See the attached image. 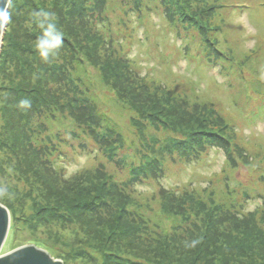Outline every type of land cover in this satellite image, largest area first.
<instances>
[{"label":"rangeland","instance_id":"rangeland-1","mask_svg":"<svg viewBox=\"0 0 264 264\" xmlns=\"http://www.w3.org/2000/svg\"><path fill=\"white\" fill-rule=\"evenodd\" d=\"M213 1L214 3L212 0H196L195 5H188V0H167V2L166 0H118L120 5L117 8L115 6V9L121 7L124 10L129 8V11L134 10L131 11L133 13L131 17L130 15L125 16V18L130 17L126 20V30L134 42L129 54L132 57L137 55L134 60L140 63L143 69L131 76L137 81L148 79L156 81L157 85L162 88L160 91L162 101L158 105L164 108L173 100L172 97L165 98H169L168 89L173 90L174 94L187 92L188 106L199 109L201 114H204L202 117L184 119L181 115L184 111L181 113L171 107L170 110L174 116L170 112L160 113V116H167L170 121L172 120L170 116H173L179 118L180 121L174 125L169 123L158 129L149 126L145 129L143 137L141 134L143 126L133 121L135 114L124 108L126 105L121 102L123 97L120 87L107 75V71L114 70L115 63L112 60H109V63L107 59L101 57L99 60L93 58L95 65L99 63L98 66L101 67V82L97 80L95 74L92 75L94 68L98 66H89L90 70H87L90 74H84L81 79L82 81L88 80L86 85L90 81L89 86L86 87L92 101L90 100L85 107L74 108L72 104L70 116L67 112H53L50 120L53 128L47 131V134H43L49 135V139L44 138L43 144L47 147L41 148L44 151L42 157L33 154L30 148H25L31 147L30 144L37 141L35 138L27 141L24 128L11 126L6 132L0 133V148L1 141L10 140V138L12 140L9 143L12 141V144L20 146L15 153L14 150L7 152L0 149V199H4V205H10L14 218L12 231L10 229L11 233L1 253L21 246L41 244L50 248L52 256H61L66 264H105L109 255H113L114 260L121 259L127 264H133L132 262L166 264L165 258L173 260V264H207V261L204 262L205 259L200 261L193 259L188 263L185 259H177L167 254L175 253V250H167L165 245L156 247L153 253L141 245L142 241L148 242L160 236L163 240L162 235L171 231L182 232L188 219H196V215L192 212L191 216L174 215L172 211L160 213L159 203H156L157 198L160 197L161 188H177L176 186L182 183L187 185L188 182V192L199 196L198 202L203 200L202 198L206 200L213 198L214 201H207L208 203L205 204L204 213H209L214 218V226H217L219 231L226 232L233 228L237 225L238 218L248 213L249 218H245V221L249 222V226H257L264 230V157L256 158L255 152H249L248 160L252 167L244 165L247 164L245 162L235 170L228 169L229 176L224 177L225 167L232 166V163L227 162V154L234 152L235 158H240L237 150L240 147V141L236 138L233 125L238 120L235 116L241 117L237 107L245 108L249 115L255 114L252 116L255 119L254 123L250 127L237 128V131L241 132L247 142L250 136L260 135L250 141L249 147L256 145V152L264 153V0ZM37 2L41 5L38 19L43 21V13H48L54 20L57 19L53 11L63 12L66 7L69 8L65 4L71 3V0H57L54 3H49L47 0H37ZM213 4L219 5V8L216 9ZM17 5H20L18 0H11L9 11L11 19L7 24L1 64L3 72L0 74V131L9 119L10 111L21 109V103H17L16 107L8 102L12 88L16 87L15 85L19 83L23 75V82L26 80V72L27 74L33 72V68L24 61L23 64L20 60L12 63L8 53L12 52L13 57L20 58L23 55L19 50L20 46H23L28 50L26 54L29 59L40 56L43 59L41 62L47 63V66L50 64L52 68V59L40 55L36 46L38 41L33 42L25 37L22 26L20 32L16 30V17L13 15L17 13ZM173 17L178 22L176 26H173ZM35 26L38 25L35 24ZM67 37L70 42L74 41V34L67 35ZM230 49H233V54L229 59L224 60L222 56H225ZM57 51L61 52L59 49ZM57 51L55 55H59ZM211 55L217 56L216 62L207 61V57L211 58ZM202 58L206 63L201 62ZM241 62L242 66H240ZM44 64L39 70L41 83L39 82L40 84L36 86L42 94L44 91L47 92V82L51 80V75L48 74ZM19 65L21 66L18 67ZM153 65L155 67L147 71L148 67ZM21 68H26L24 73L19 71ZM239 71H243L245 86L238 81L240 79L235 80V75L239 76ZM81 72L84 73L83 69ZM186 85L191 88L190 91H184ZM78 87L79 84L77 89ZM82 90L84 92L86 88L83 87ZM76 93L81 94V91L78 90ZM35 96L40 97L36 94ZM15 100L17 101V98ZM258 100L260 103L256 105L254 102ZM205 105L217 111L222 118L215 116L214 111L210 114L204 110L207 108L204 107ZM8 106L10 111L7 110ZM22 107L24 108L23 114H25V105ZM144 109H141L142 112L145 115L149 114ZM231 109L234 110L232 111L235 115L232 117L235 118L234 121L227 116V110ZM18 110H15V118L20 113ZM158 110L163 111V109ZM186 110L194 112L188 107ZM93 114L97 116L93 119L97 123L94 129L92 127ZM208 115H212L217 123L214 126H208L202 133L203 136L199 137L201 140L199 142L206 147L201 150L204 152L200 157L190 158V155H185V159L182 160L181 156L184 153H173L168 147L164 163L166 178H162L160 182L135 180L133 188L137 194L141 193V196H145L147 201L141 197V200H138L139 195L129 200L123 198L128 214L118 209L119 204L115 200V198L118 201L120 199L116 189V187L119 188L118 182L121 187L125 186L123 180L128 178L131 167L139 165L138 161L143 159L141 158L143 155L151 154L148 147L158 148L165 142V139L167 141V138L181 137L183 134L174 132L173 126L176 125L180 129V126L185 127L184 124H188L196 128L199 127L198 122L203 124L206 118L209 120ZM78 120H82L78 123L90 122V129H85L83 132V129L76 124H70ZM103 122L112 125L122 136L123 145L118 148L116 157V160H121V164L115 161L114 163L105 157L104 150L98 143V137L101 134L95 135V133L96 130L100 131L105 126ZM153 123L157 125V121ZM228 125L235 138L232 144L226 147L223 145L231 141V139H225V137L228 138V131L225 130ZM51 136H53L52 141ZM138 144L140 147L136 146ZM141 144L144 145L141 146ZM132 146L136 147L132 148ZM51 157H54L55 161L49 162V166L60 171L57 175H49L47 169L43 165L45 170L40 166L42 159L48 160ZM53 175L63 181L73 180L76 177L78 182L74 183L81 187L88 183L89 177H95L99 184L96 193L106 198L107 201L104 210L110 208L100 212V215L95 213L96 216H92V220L85 216L81 218L75 209L80 200L73 199L69 202L64 199L73 205L72 209L64 206L67 204L61 203L53 191L51 184L54 181ZM229 180L232 182L229 188L233 190V193L230 192L231 199L228 202L218 203L220 200H215V198L227 190L226 183ZM54 186L55 189L62 190L60 184L57 183ZM245 190L249 195L244 194ZM240 192L242 195L237 196ZM59 212L66 216L60 217ZM115 214L121 219L117 217L112 222ZM125 215L129 217L131 222L129 227L132 231L126 236L118 233L116 238L115 232L117 231H113L115 226L112 228L109 225L112 223L122 225L124 228L126 226ZM78 218L81 219L78 220ZM151 220L158 223L164 231L158 229ZM199 223L201 227H207V223L201 216H199ZM12 234H14L13 240L11 239ZM24 236L29 239H25ZM204 236H206L205 233ZM167 243L171 245L174 242L168 241ZM198 247H195L196 252L199 251L200 247ZM211 247L213 244L209 239L203 250ZM155 251L161 255L155 256ZM231 264L239 263L234 261Z\"/></svg>","mask_w":264,"mask_h":264},{"label":"trees","instance_id":"trees-1","mask_svg":"<svg viewBox=\"0 0 264 264\" xmlns=\"http://www.w3.org/2000/svg\"><path fill=\"white\" fill-rule=\"evenodd\" d=\"M47 1H49V3L57 2V0ZM195 1L196 0H188V5H195ZM18 2L20 3V5H17L16 7L17 13L16 15H13V17H16V30L20 32L22 26L23 35L25 37L33 42L38 41L43 31V29H40L42 21L38 19L41 5L37 2V0H18ZM212 3H214L213 0ZM119 5L120 2H118V0H71V3L69 2L68 4H65V6H68L69 8L66 7L63 12H61V10H59L57 13L56 11H53L55 18H57L53 20L56 23L57 28L61 31V34L63 36V44L59 48L61 52H58L56 50L59 55L51 54L47 57L49 59H52V68L50 64L49 66H47V63L44 64L43 62H41L43 59H41L40 56L29 59V56L26 54L28 50H26L23 46H20L21 48L19 51L23 55L20 58L13 57L12 52L8 53V56L12 63L16 60H20L23 64L24 61L26 64H29L33 68V72H31V74H27L26 72V80L23 82V75L22 77H20L19 83L15 85L16 87L12 88L8 102L15 105L16 107L17 103H21V105L18 104L20 105L21 109L17 108L19 109L18 111L20 113L15 118V110L17 109H12L10 111V107H7V110L10 111V116L9 119L6 120V123L3 125V130L0 131L1 134L6 132V130L11 126H15V128H24V136L26 140L28 141L35 138L37 141L33 144L31 143V147L29 146L25 148H30L33 154H38L39 156H41L44 152L43 150H41V148L47 147V145L43 144V141L45 140L44 138L49 139V135L46 136L43 134H47V131H50L53 128V124L50 121L53 117V112H67L70 116L72 112V104L74 105V108H77V106L85 107L90 100L92 101V97L90 98L88 96V89L86 87L89 86L90 81L88 82L89 84L86 85V82L88 80L84 79L82 81L81 79L84 74H90L87 70H90L89 66L93 67L99 65V63L97 62V64L95 65L94 59L99 60L101 57L103 59H107L108 61L112 60L113 63H115L113 67L114 70L107 71V75L111 81L115 80V84L120 87L122 91L121 95L123 97L121 102L124 105L128 106H124V108L132 111L133 114H135V116H133V121L140 124L139 126H143V132L141 133L143 137L145 135V129H147L149 126L153 128L156 127L158 129L164 125H168L169 123L174 125L175 123L180 121L179 118L173 117V112L170 110L171 107L181 113L182 111H184V114L180 113L184 117V119H186V117H202L204 115L201 114L199 109L188 106V100L186 97L187 92L174 94L175 92L173 90L168 89L167 93L169 95V98H165L170 99L172 97L173 100H171L165 108L163 106H159L158 103L162 101L160 98L162 97V94L160 93V91L162 90L161 86L157 85L156 81H152L150 79H148L147 81H137L131 76L132 74L137 73L136 71H141L143 69V66L140 63H136L134 60L135 56L137 55L135 54L132 57L129 54V52L132 50L134 42L132 41L126 30V20L131 17V15L133 14L131 13V11L134 10L131 9L129 11V7V9L127 10H124L121 7H119L120 9H115V6L117 8ZM185 6H187V4H185ZM215 8H219V5L215 6ZM117 10L118 12H116ZM169 10L173 13L171 9ZM139 12L141 13V9H139ZM128 15H130V17L125 18V16L128 17ZM173 20V26H176V24L178 25L176 18L173 17ZM122 21H124V23H122ZM35 24L38 25L39 28L38 26H35ZM121 26L125 28H122ZM73 34L74 41L70 42L67 35L72 36ZM229 52V54L227 53L225 56H222L224 60L225 58H230V56L233 54V49H230ZM62 53L64 55H62ZM219 53H221V51H219ZM209 59H211V61ZM216 59L217 56L215 55H211V58L207 57V61L209 62H216ZM201 62H205L203 58L201 59ZM43 64L46 65L45 69H47L48 74L51 75V80L47 82V92L44 91V93L42 94V91L37 89L36 86L41 83L39 70ZM242 65L243 63L240 66ZM20 66L21 65H19L18 67ZM154 67L155 65L148 67L149 69H147V71L153 69ZM81 69H83L84 73L81 72ZM94 69L95 71L92 75L95 74L97 80L101 82V67L98 66V68ZM25 70L26 68H21L19 71L24 73ZM2 72L3 70L0 72V74ZM242 72L243 71H239L238 73L240 77L235 75V80H237V78L240 79L238 81H240L244 85L245 77L242 76ZM73 77H75V79H73ZM76 81H78L79 84L78 89V84H76ZM83 87L86 88L84 92L82 90ZM78 90L81 91V94L76 93ZM190 90L191 88L186 85L184 91ZM35 94L40 96L41 98L36 97ZM47 94L49 95L46 96ZM15 98H17V101L15 100ZM254 103L257 105L260 103V101L258 100ZM23 105H25V114H23ZM187 107L191 108L194 112H187ZM204 107H207L204 108V110L208 111V113L210 114L211 111H214L211 107L208 108L207 105H205ZM143 108H145L144 111L149 112V114L145 115L141 110ZM237 108V111H239L241 117L232 114V111H234L233 109L227 110V116L231 121L235 120V118H232L234 116L238 119L237 122L233 123V125L236 131V138H238L240 141V147H238L237 149L240 158H235L234 152L231 154H227V162L232 163V166L230 168L225 167L226 171L224 172V177L227 178L229 176L227 174L228 169L235 170L245 162H247V164L244 165L252 167V164L248 160L250 158L249 152H255L256 158L260 156L261 158L264 157V153L256 152V145L249 147L250 141L255 140L260 135L250 136L249 142H247L241 135V132L237 131V128L250 127L251 124L254 123L255 119L252 116H254L255 114L249 115L248 111L245 108ZM158 109H163V111L160 112ZM166 112L172 113L173 116H170V118H172L171 121L167 116H160V113ZM214 112L215 116H217L218 118H222V116H220L217 111ZM93 115L94 116L92 117V120L97 117L96 114ZM139 115L141 117H139ZM208 119L209 120H207L206 118L203 124H201V122H198L197 124L199 125V127L196 128L193 127V125L183 123L185 127L180 126L179 129L175 125L173 126V130L174 132L183 134L181 137H166V143L164 142L162 145L160 144L158 148H156L155 146H149L148 148L150 149L151 154L143 155V157H141L143 159H139L138 161L139 165H133L131 167L128 178L123 180L125 186L121 187L120 183L118 182L120 189L117 187L116 189L118 191V194L120 195L119 201L113 196L116 202L119 204L118 209L128 214V209L123 203V198L129 200L131 197L134 198L135 196L139 195L138 200H141V198H143L145 199V201H147V198L145 196H141V193L137 194L136 190L133 188V186L135 185V180L138 179L140 182H147L149 180L159 181L162 178H166V169L164 163L166 161L165 156L168 147H170V150L173 153H184L181 156L182 160L185 159V155H190V158H192L193 156L200 157L201 153L204 152H201V150L203 148L205 149L206 147L202 145L201 142H199L201 141L199 137L203 136L202 133L206 131L205 129L208 128V126H214L217 123L216 119L212 115H208ZM82 120L74 122L72 121L70 124H76L79 128L83 129V132H85V129H90L91 124L90 122L86 121H83V123H78ZM155 121H157V125L153 123ZM92 123L93 129L96 128L97 123L94 120ZM103 124L105 126H103L100 131L96 130L95 133V135L101 134V136L98 137V143L104 151L102 149L101 150L104 152L105 157L109 158L110 161H115L117 164H121V160H116V157L118 155V148L122 147L123 145L122 136L112 125L105 124V122H103ZM73 125H71V127ZM225 130L228 131V138L225 137V139H231V141H227V143L223 145L227 147L228 145L232 144V141L235 137L233 138V131L231 130L229 125L225 128ZM52 138L53 136L50 137L51 141ZM10 140L12 139L10 138ZM10 140L6 139L1 141L0 149L7 152H9L10 150H14L13 152L15 153L20 146L19 144L15 143L12 144V141L11 143H9ZM154 141L156 142L155 139ZM143 145L144 144H141V146ZM199 145L201 147H199ZM136 146L140 147L139 144ZM135 147L132 146V148ZM138 151L139 149L137 150V152ZM52 161H55L54 157H51L48 160L42 159L40 166L43 169L45 167V169H47V171L50 173H48L49 175H57V173L60 171L50 168L49 166V162ZM112 177L114 176L112 175ZM74 182H78L76 177L73 180L63 181L57 176H54V181L51 182L53 191L60 199V202L67 204L64 206L70 207L72 209L71 206L73 205H71L69 202H71L73 199H79L80 202L77 204L75 209L78 211V214L81 218L85 216L90 220H92V216H96L98 214L100 215V212L106 211L110 208L108 207L104 210L107 201L106 198L104 199L96 193L99 184H97L98 181L95 177H89L88 183L83 187L75 185ZM57 183L62 186V190L54 188V185ZM188 184L186 185L185 183H182V185L176 186L177 188H161L159 192L160 197L157 198L156 203H159L160 213L172 211L174 215L185 214L189 216L194 213L196 215V219H188V222L185 223L186 227L182 229V232L177 233L175 231H171L165 235H162L164 237L163 240H161L160 236L157 238H153L148 242L142 241L141 245L144 248H148L152 253L156 247L165 245L164 247L167 248V250H175V253L169 252L167 254L177 259H185L187 263L188 261L193 259L197 261L205 259L204 262L207 261V264H228V262L229 264H231L234 263V261L239 264H264V230L257 226H249V222L245 221V218H249V213L247 215L239 217L237 225L233 228L227 230L226 232L222 230L219 231V228L217 226H214V218L210 216L209 213H204L205 204L208 203L207 201H214L213 198H210L208 200L202 198L206 202L203 200H199L198 202L197 198L200 197L192 194L191 192H188ZM231 184L232 182H230L229 180V182L226 183L227 190L223 192L219 197L215 198V200H220L218 203H223L222 201L228 202L231 199V193H233V190H230L229 188ZM238 189H240V187ZM243 192L244 194L249 195L246 190ZM108 193L111 194L109 191ZM215 193L216 191L214 190V195ZM241 195L242 192L238 193L237 196ZM64 199H67V201L69 202L65 201ZM215 203L217 204L216 201ZM145 204L149 205L148 203ZM5 205L7 206L9 211H11L10 207L7 204ZM95 213L97 214L95 215ZM10 214L12 227L14 218L11 212ZM58 215H60V217L66 216L60 214V212ZM199 216H201V218L207 223L206 228L201 227V224L199 223ZM117 217V214H115L112 222H114ZM81 218H78V220H80ZM118 219H121V217H118ZM125 221L126 226L124 228L122 225L112 223L109 225V227L112 228L113 226H115V228H113V231H117L115 232L116 238L118 233L124 234L126 236L128 235L127 233L132 231V228L129 227L131 222L129 221L128 215H125ZM151 222L154 223V225L158 229L164 231L158 223L154 222L153 220H151ZM204 233L206 236H204ZM24 238L29 239V237L27 236H24ZM11 239H14V234H12ZM209 239H211L213 247L207 250H203V247L207 244V241ZM168 241L174 243L169 245L167 243ZM147 245H149V247H147ZM196 246H199L202 250L198 247L199 251L196 252ZM164 247L162 248L163 250ZM159 255L161 254H159L158 251H155V256ZM157 259L160 260L159 258ZM164 260H166V264L174 263L173 260H169L167 258H165ZM132 263L136 264L135 262ZM105 264H127V262L121 259L116 261L113 259V255H109L108 260L105 262Z\"/></svg>","mask_w":264,"mask_h":264},{"label":"water","instance_id":"water-1","mask_svg":"<svg viewBox=\"0 0 264 264\" xmlns=\"http://www.w3.org/2000/svg\"><path fill=\"white\" fill-rule=\"evenodd\" d=\"M11 0H0V10L10 11ZM8 22L0 25V71ZM10 207V205H8ZM11 209V208H10ZM4 199H0V264H66L61 256H52L50 248L41 244L26 245L2 252L10 234L11 214ZM13 215V213H12Z\"/></svg>","mask_w":264,"mask_h":264},{"label":"clouds","instance_id":"clouds-1","mask_svg":"<svg viewBox=\"0 0 264 264\" xmlns=\"http://www.w3.org/2000/svg\"><path fill=\"white\" fill-rule=\"evenodd\" d=\"M42 15L44 20L41 22L40 26L43 29V32L38 39L36 46L40 55L47 58L61 47L63 43V36L52 17L48 13H43ZM10 19L11 17L8 12L0 10V25L8 22Z\"/></svg>","mask_w":264,"mask_h":264}]
</instances>
